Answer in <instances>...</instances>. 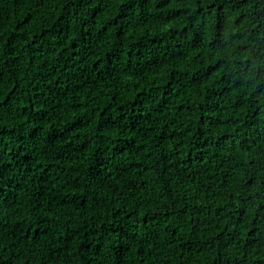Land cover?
I'll use <instances>...</instances> for the list:
<instances>
[{
  "label": "trees",
  "instance_id": "obj_1",
  "mask_svg": "<svg viewBox=\"0 0 264 264\" xmlns=\"http://www.w3.org/2000/svg\"><path fill=\"white\" fill-rule=\"evenodd\" d=\"M0 264H264V0H0Z\"/></svg>",
  "mask_w": 264,
  "mask_h": 264
}]
</instances>
